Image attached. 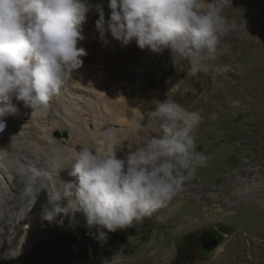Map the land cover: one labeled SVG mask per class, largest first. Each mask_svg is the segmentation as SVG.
<instances>
[{
  "label": "rangeland",
  "instance_id": "374dc122",
  "mask_svg": "<svg viewBox=\"0 0 264 264\" xmlns=\"http://www.w3.org/2000/svg\"><path fill=\"white\" fill-rule=\"evenodd\" d=\"M230 1L234 3L230 12L239 13L236 10L240 8L243 16L237 19L239 28L228 31L220 41L224 42L227 54L232 52V58L226 60L232 62L233 67L241 66L240 71L247 81H242L241 76L238 81L232 79L235 68L231 69L230 65H227L229 70L220 75L212 70L209 71L212 75L203 72L187 75L190 70L188 60L173 62L168 49L153 53L147 48L140 49L135 40L123 46L110 33L106 34L108 43L105 44L95 26L99 19L95 6H103L107 20L109 0H87L91 7L83 24L84 39L78 43L87 54L82 57L81 67L69 72L66 84L87 90L85 92L91 90L90 100L97 101V97H101L102 104L108 106L110 112L107 113L100 112L99 107L93 108L91 114L95 116L99 111L100 118L92 116V120L102 128L101 131L115 129L120 140L117 149L128 156L150 138L161 135L158 122L153 121L149 113L155 110L156 102L171 99L200 114V123L191 134L196 152L204 154L207 160L203 166L197 167L195 176L185 182L184 190L170 202L140 223L134 222L126 229L107 233L103 245L94 239L96 229L86 226L83 215L78 221L52 226L33 247L16 257L1 258V264H87L95 261L103 264L105 259L110 264H122V259L123 263L162 264L165 247L175 249L170 264H184L199 256L195 247L200 230L216 222L213 212L204 216L206 224L203 227L188 225L184 217L194 219L200 216L196 204L214 211L223 209L226 219L236 228L247 230L252 237L258 236L256 229L262 230L264 223V148L260 150L258 146L248 144L242 130L251 131L258 145L264 147V33L258 30L259 23L263 22L264 8L261 7L264 0ZM226 21L228 25L233 24L232 20ZM235 43H246L247 51L237 50L240 48ZM237 53L244 56L239 57ZM233 57L236 60L232 61ZM209 63L216 66L219 62ZM121 107L125 108L124 113L119 111ZM78 108L72 113L73 117L81 113L82 109ZM243 108H248L249 112L241 113ZM63 134L57 136L53 132L52 136L55 139L68 136L63 137ZM245 143V150H242ZM80 149L81 146L75 148ZM184 202L186 204L182 206ZM225 231L228 233V229ZM248 232H239L238 236L246 239ZM65 236L74 244L63 247L59 242ZM180 252L182 256L177 261ZM109 254L123 255V258H106ZM200 260L197 258L193 262ZM260 260L263 262L257 264H264V251ZM249 263L255 264L253 260Z\"/></svg>",
  "mask_w": 264,
  "mask_h": 264
},
{
  "label": "clouds",
  "instance_id": "9594fccd",
  "mask_svg": "<svg viewBox=\"0 0 264 264\" xmlns=\"http://www.w3.org/2000/svg\"><path fill=\"white\" fill-rule=\"evenodd\" d=\"M226 3L109 0L107 20L103 6H95L99 16L95 26L105 44L110 33L123 46L135 40L142 50L159 54L168 49L173 62L189 61L188 75L210 70L220 75L228 66L209 62L226 51L218 48L232 27L222 15ZM90 7L87 0H0V131L7 125L5 117L18 112L14 99L32 110L46 108L66 84L69 72L81 67L87 53L78 43L84 39ZM149 114L161 135L131 151L125 160L116 157L117 131L103 129L99 135L106 150L83 147L75 154L68 175L77 180H62V193L49 194L43 218L52 221L60 214L82 213L86 226L96 229L94 239L103 245L107 233L142 222L182 192L207 160L196 152L191 134L200 114L171 99L156 102ZM5 151L0 147V155ZM64 199L68 203L61 207Z\"/></svg>",
  "mask_w": 264,
  "mask_h": 264
},
{
  "label": "bare ground",
  "instance_id": "6f19581e",
  "mask_svg": "<svg viewBox=\"0 0 264 264\" xmlns=\"http://www.w3.org/2000/svg\"><path fill=\"white\" fill-rule=\"evenodd\" d=\"M67 84L51 98L46 108L39 110L26 108L14 99L18 112L5 117L7 125L0 134V147L6 149L0 155V259L16 257L37 244L52 226L78 221L83 216L82 213L60 214L49 221L42 215L49 194L62 193V180H77L68 175L78 152L75 148L106 150L99 135L102 128L93 121L99 111L95 116L91 113L96 107L100 112H110L108 106L102 104L101 97H97V101L90 100L91 90V93L85 92L87 90ZM78 106L82 111L73 117ZM119 111L126 110L121 107ZM53 132L68 136L55 139ZM116 157L127 159L118 149ZM59 203L64 207L68 201L64 199Z\"/></svg>",
  "mask_w": 264,
  "mask_h": 264
},
{
  "label": "crops",
  "instance_id": "0c3cea01",
  "mask_svg": "<svg viewBox=\"0 0 264 264\" xmlns=\"http://www.w3.org/2000/svg\"><path fill=\"white\" fill-rule=\"evenodd\" d=\"M231 6H234V3L231 2L230 0H227V3L223 7L222 15H224L227 20L233 21V24L230 25V26H232L230 30L233 32V31H236L237 28H239V25L236 26L238 24L237 19L242 17L243 15L241 14L242 11L240 10V8L236 10L239 13L230 12ZM260 26H261V24L259 23L258 30L260 29ZM235 44L237 45V43H235ZM224 45H225L224 42L220 41V43L218 44V48L223 50ZM247 46L248 45L246 43H241L240 45H237V47L240 49H237V47H236V49L242 50V52H244V51H247ZM224 49H226V48L224 47ZM226 51H227V49H226ZM226 51L223 55H218L215 61H211V62L212 63L219 62L218 64H216V66L230 65L231 69L235 68V73L232 75V79H236L238 81L239 76H241L242 81H245L246 79L243 78L244 77L243 72L241 73V71H240L241 66L235 65V67H233V66H231L232 62H230L229 60H226V59L232 58V55L230 56V54L232 52L230 54L229 53L227 54ZM237 52H239V51H237ZM237 55L239 57L244 56L243 53H240V55H239V53H237ZM234 60H236V59L233 57L232 61H234ZM188 64L190 66L189 61H187V66H188ZM176 67H178V69H179L181 66L177 65ZM235 74H237L238 76H236ZM187 75H188V73H187ZM208 75H212L211 72H208ZM225 75L227 76L228 73ZM209 93L211 94L212 92L210 91ZM165 96H168V94H165ZM164 100H167V99H164ZM241 110H242L241 113L249 112L248 108H243ZM228 111H229V109H228ZM237 113H239V112H237ZM242 132L247 136L246 137L247 139H245V140L248 142V144L256 145L260 148V150L264 148L263 146L260 147L258 145L257 141H255V139H254V134H252L251 131L242 130ZM246 144L247 143L243 144V147H244V145L246 146ZM242 150H245V147ZM240 155H241V152H240ZM220 180L223 182L222 178H220ZM221 185H223V183H221ZM185 204H186V202H184L182 204V206ZM196 205L199 206L198 214H200V216H198V214H197L198 217H196L194 219H189V218L184 217V220H185V222L186 221L188 222V225L191 224V225H195V226L198 225V226L203 227L206 224L204 216L212 215L213 212H215L216 222L214 224H211V225H220V226L222 225L223 227L228 229V233H227V238H226L225 243L223 245H221L220 248L212 256H210L209 258H202L200 261L192 262L190 264H250L249 260L250 261L253 260V262L255 264L263 262L260 260V255L264 251V223L261 226L262 230L260 228L256 229L258 236L252 237L247 230H239L238 228H236V226L233 223H231L228 219H226L227 217L225 216L226 214H224L223 209H221V211H214L212 208H208V207L203 208L200 204H196ZM180 208L177 210V212L180 210ZM234 213L237 214V212H234ZM165 219L167 221L168 216H166ZM207 220H208V217L206 218V221ZM203 229H201V230H203ZM201 230H200V232H201ZM244 231L248 232V234H249V237L246 239L242 235L238 236L239 232H244ZM245 243L247 245H249L250 247L249 246L247 247ZM243 248H245L244 251H243Z\"/></svg>",
  "mask_w": 264,
  "mask_h": 264
},
{
  "label": "water",
  "instance_id": "95a60500",
  "mask_svg": "<svg viewBox=\"0 0 264 264\" xmlns=\"http://www.w3.org/2000/svg\"><path fill=\"white\" fill-rule=\"evenodd\" d=\"M264 101V89L262 92ZM57 136L60 134L56 133ZM66 137V133L63 134ZM227 238V232L222 229L220 225H210L201 230L197 239V251L203 258L212 256L221 245H223Z\"/></svg>",
  "mask_w": 264,
  "mask_h": 264
},
{
  "label": "trees",
  "instance_id": "16d2710c",
  "mask_svg": "<svg viewBox=\"0 0 264 264\" xmlns=\"http://www.w3.org/2000/svg\"><path fill=\"white\" fill-rule=\"evenodd\" d=\"M261 8H264V6H262ZM260 31H261V33L263 34L264 33V15H263V22H262V24H261V26H260ZM67 237L65 236V237H61L60 238V244L63 246H69V245H72V244H74L73 243V241L72 240H68V239H66ZM63 246V247H64ZM110 255H118V254H109V255H107V256H110ZM182 256V253L180 252L177 256H176V260L177 261H179V259H180V257ZM197 258H201L200 256H197ZM197 258H195V257H193V258H191V259H189V260H187V262L186 263H184V264H190V263H192L194 260H197ZM202 259V258H201ZM75 260V259H74ZM78 260V259H77ZM71 261H73V260H71ZM69 262V261H68ZM67 263V262H66ZM1 264V263H0ZM5 264H11V263H5ZM176 264H180L179 262H177Z\"/></svg>",
  "mask_w": 264,
  "mask_h": 264
},
{
  "label": "built area",
  "instance_id": "2783aa9c",
  "mask_svg": "<svg viewBox=\"0 0 264 264\" xmlns=\"http://www.w3.org/2000/svg\"><path fill=\"white\" fill-rule=\"evenodd\" d=\"M174 251L175 249H168L167 247L164 248V251L162 253L164 255L162 258V264H170L172 257L174 258V255H173ZM110 256H119L120 258H123V255H110ZM108 257L109 256H107L106 258ZM87 264H98V261L87 263ZM122 264H132V263H123V259H122Z\"/></svg>",
  "mask_w": 264,
  "mask_h": 264
},
{
  "label": "flooded vegetation",
  "instance_id": "af4514ba",
  "mask_svg": "<svg viewBox=\"0 0 264 264\" xmlns=\"http://www.w3.org/2000/svg\"><path fill=\"white\" fill-rule=\"evenodd\" d=\"M222 229L225 231L227 228L225 229V227H222ZM195 250H196L197 254H199L198 251H197V242H196ZM199 256H200L201 258H203L200 254H199Z\"/></svg>",
  "mask_w": 264,
  "mask_h": 264
}]
</instances>
